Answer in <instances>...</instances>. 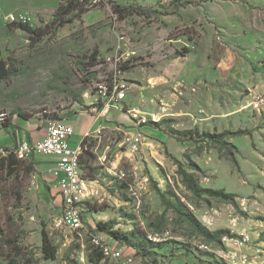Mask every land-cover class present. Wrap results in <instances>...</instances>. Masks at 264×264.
Returning a JSON list of instances; mask_svg holds the SVG:
<instances>
[{"label": "rangeland", "instance_id": "obj_1", "mask_svg": "<svg viewBox=\"0 0 264 264\" xmlns=\"http://www.w3.org/2000/svg\"><path fill=\"white\" fill-rule=\"evenodd\" d=\"M27 1L53 8L13 12L33 18V38L0 20L10 72L0 81L1 109L38 124L67 119L72 111L98 117L91 111L96 77L109 67L98 66L111 59L134 67L120 75L128 82L126 100L103 118L104 128L89 134L93 157L82 167L93 184L85 216L91 232L55 226L60 198L56 202L54 191L41 199L25 158L14 175L0 173V264H94L92 235L99 224L135 235L156 264H233L232 240L243 234L252 239L253 259L264 251V110L253 109L264 97V0H101L58 29L48 23L65 0ZM115 5L128 9L124 19ZM197 129L244 132L229 135L224 146L180 141L172 132ZM136 132L142 141L133 151L127 137ZM80 133L77 127L74 141ZM183 171L202 188L232 197L197 198ZM164 193L211 233L226 234L217 240L200 235L164 205ZM45 236L53 258L44 252ZM255 261L264 264V252Z\"/></svg>", "mask_w": 264, "mask_h": 264}, {"label": "built area", "instance_id": "obj_2", "mask_svg": "<svg viewBox=\"0 0 264 264\" xmlns=\"http://www.w3.org/2000/svg\"><path fill=\"white\" fill-rule=\"evenodd\" d=\"M85 1V0H79ZM101 3V0H88V6L94 7ZM0 20H5L9 25L21 24L31 25L33 18L24 12L5 14L0 6ZM108 65V70L100 71L96 77L97 103L91 108L98 118L109 116L115 104L125 101L127 98L128 82L122 80L120 75L122 67L108 59L105 64H100L97 69ZM253 109L260 112L264 110V97L259 96L253 102ZM11 114L0 109V128L8 124ZM143 125L147 124L146 119L142 120ZM100 132V131H99ZM74 135V126L66 119L47 121V133L44 138L30 143L23 141L17 150H6L0 147V158L15 154L20 159L29 158L32 155L53 157L56 159V167L53 172L57 183V192L60 198L56 215L53 222L57 228L72 231L91 232L86 226L85 216L87 209L84 203L92 198V182L83 176L81 170V155L83 153L81 144L77 148L70 146V139ZM133 151H138L142 136L138 132L131 133L127 137ZM94 229V228H93ZM233 241L236 252L231 256L233 264H252L264 251L257 250L255 258L248 253L252 239L248 234H243ZM92 243L99 248L105 259L112 264H153L150 261L137 258L135 251L120 244L111 238L106 239L104 233L95 232L92 235Z\"/></svg>", "mask_w": 264, "mask_h": 264}, {"label": "trees", "instance_id": "obj_3", "mask_svg": "<svg viewBox=\"0 0 264 264\" xmlns=\"http://www.w3.org/2000/svg\"><path fill=\"white\" fill-rule=\"evenodd\" d=\"M84 5H87L88 7V0L85 1H79V0H65L64 3L60 4L57 11L55 12V15L53 19L48 23V27L55 29L64 27L68 24H72L77 18H81L84 14H86L89 10L88 8H85ZM115 12L120 14L121 18L124 19L125 15L124 13L128 11L127 8H120L119 6H114ZM141 11L144 13L145 11L141 9ZM9 27H13L17 30L25 31L30 35V37L33 38V36L37 35L38 32L35 30H32L30 26L28 25H21V24H14L10 25ZM134 67V66H132ZM132 67H122V71H127ZM10 75L9 69L7 67L6 62L2 58V49L0 45V81L7 80ZM19 115L25 118H30L28 115L22 114L20 112H17ZM56 120V118H54ZM175 134H178L177 139L180 141H192L195 144H202L206 143L208 141H211L213 143L219 144L224 146L226 144V138L231 136H240L243 134L244 131H238V132H223L221 134H210L208 132H200L197 130H189L184 132H178V131H172ZM90 137L86 136L83 141L81 142V147L83 150V153L81 155V170L83 172V159L87 156H92L93 154L89 150L88 142ZM6 150L10 151L11 148H5ZM23 159L18 158L15 154H9L8 156L1 157L0 158V173H7L8 175L12 176L18 171V167L23 163ZM28 168H26L30 173L37 172L35 168V164L33 161H30L28 164ZM88 166V165H87ZM90 167V166H88ZM84 176V173H83ZM183 181L188 187V189L196 196L197 198H203L204 196H210V197H218V198H231L232 195L226 194L223 190H213V189H206L202 188L199 185L198 179H195L192 175L187 173L186 171L182 172ZM85 177V176H84ZM161 199L164 205L167 206V208L173 209L180 218L184 219L189 226H191L195 231H197L200 235L204 237L211 238L213 240H217L218 237L221 234H226L225 231H216V232H210L208 231L190 212L186 211L183 207V205L179 202H173L169 201L167 198L166 193L161 194ZM84 207L90 211L91 205L90 202H86L83 204ZM95 232L105 233L109 235L112 239L118 241L122 245H126L130 248H132L135 251V255L137 258H141L146 261H150V257L148 256V247L146 244H143V242L136 240V236L134 235V238L131 234L121 233V232H115L111 231L108 228L107 224H99L97 226V229ZM43 248L45 254L49 258H53L55 255V251L52 247V245L49 243L48 238L45 236L43 240ZM95 252L93 253L92 258H90V262L94 264L100 263L104 258L102 252L99 250V248L95 247ZM15 264L16 262H12ZM153 264H156L155 262H152ZM17 264V263H16Z\"/></svg>", "mask_w": 264, "mask_h": 264}, {"label": "crops", "instance_id": "obj_4", "mask_svg": "<svg viewBox=\"0 0 264 264\" xmlns=\"http://www.w3.org/2000/svg\"><path fill=\"white\" fill-rule=\"evenodd\" d=\"M1 8L4 11L15 12V11H47L52 8H48L47 5H40L33 7L28 5L27 0H0ZM2 23H0V26ZM1 109V108H0ZM16 111L11 114V118L7 125L0 128V147L11 148L12 150H17L23 141H28L30 143L41 140L46 136L47 133V122L44 124H38L34 122L31 118H25L19 115ZM62 119V118H61ZM69 119V120H68ZM74 126L75 130L81 131V140L74 141L73 136L70 139V146L72 148H77L83 139L89 134L96 133L99 129L106 126L105 119H101L91 115L78 114V112L72 111L68 113L67 119ZM48 121V120H47ZM28 159L33 161L35 164L36 172V184L37 192L39 193L43 201H47L56 191V197L58 201L59 196L57 192V183L53 172L56 165V159L53 157H45L39 155H32ZM60 201V200H59ZM58 201V203H59Z\"/></svg>", "mask_w": 264, "mask_h": 264}]
</instances>
